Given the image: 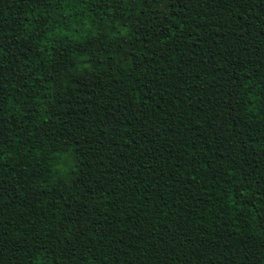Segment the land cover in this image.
Here are the masks:
<instances>
[{"label": "trees", "instance_id": "1", "mask_svg": "<svg viewBox=\"0 0 264 264\" xmlns=\"http://www.w3.org/2000/svg\"><path fill=\"white\" fill-rule=\"evenodd\" d=\"M0 264H264V0H0Z\"/></svg>", "mask_w": 264, "mask_h": 264}]
</instances>
